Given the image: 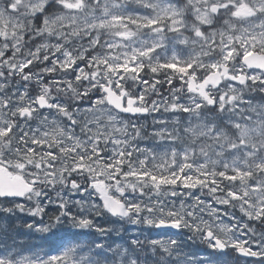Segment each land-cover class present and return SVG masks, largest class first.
I'll use <instances>...</instances> for the list:
<instances>
[{
    "label": "snow or ice",
    "instance_id": "obj_1",
    "mask_svg": "<svg viewBox=\"0 0 264 264\" xmlns=\"http://www.w3.org/2000/svg\"><path fill=\"white\" fill-rule=\"evenodd\" d=\"M241 258L264 264V0H0V264Z\"/></svg>",
    "mask_w": 264,
    "mask_h": 264
},
{
    "label": "rangeland",
    "instance_id": "obj_2",
    "mask_svg": "<svg viewBox=\"0 0 264 264\" xmlns=\"http://www.w3.org/2000/svg\"><path fill=\"white\" fill-rule=\"evenodd\" d=\"M254 102H255V101H254ZM147 123H148L149 125L152 124V119H151V117H149ZM149 130H151V129H149ZM147 143H148V141H144V142H142L141 146H144V145L147 144ZM73 198L78 199L79 196H74ZM49 211L51 212L52 209L49 208ZM22 215H23V214H22ZM24 219H25L27 222H31V218H29V217H24ZM36 219L39 220L40 218L37 217ZM46 219H47V217H45V220H46ZM97 223L101 224L103 227H106V228H107V227H114V228H121V227H122V228H124V229H127L126 232H124L123 230H121V232H120V236H124V237L129 238V239H130L131 237H133L134 235H136L137 233H139L140 230H141V228L143 227V226H135V225L123 224V223L120 222V221H117V220H115V219L110 218V216H108V217H98V218H97ZM85 231H87V230H85ZM148 234H149L148 232H144V235H148ZM141 237H143V235H141ZM112 238H113L114 240H116L118 243H119V242H122V241H120V239L118 238V236H117L115 233H113ZM19 239H23V238L21 237V238H19ZM187 243H188V245H189V244L193 245L191 241H188ZM251 259L255 260V258H246L245 260H249V261H241V264H250V260H251Z\"/></svg>",
    "mask_w": 264,
    "mask_h": 264
},
{
    "label": "trees",
    "instance_id": "obj_3",
    "mask_svg": "<svg viewBox=\"0 0 264 264\" xmlns=\"http://www.w3.org/2000/svg\"><path fill=\"white\" fill-rule=\"evenodd\" d=\"M110 218H112V217H110ZM112 219H115V218H112ZM141 239H143V237H141ZM33 243H39V241L38 240H33ZM189 246H190V248L186 249V250H195L197 247H199L198 244H195V245L194 244L193 245L189 244ZM245 259L246 258H244V259L241 258L240 264H241V261H249V260H245ZM250 264H255V260L251 259L250 260Z\"/></svg>",
    "mask_w": 264,
    "mask_h": 264
},
{
    "label": "water",
    "instance_id": "obj_4",
    "mask_svg": "<svg viewBox=\"0 0 264 264\" xmlns=\"http://www.w3.org/2000/svg\"><path fill=\"white\" fill-rule=\"evenodd\" d=\"M172 231H175V230H172Z\"/></svg>",
    "mask_w": 264,
    "mask_h": 264
}]
</instances>
